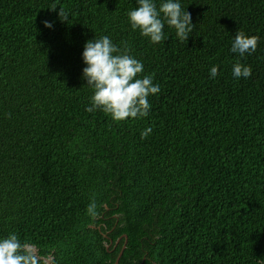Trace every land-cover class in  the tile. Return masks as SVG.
Returning a JSON list of instances; mask_svg holds the SVG:
<instances>
[{
    "label": "trees",
    "instance_id": "obj_1",
    "mask_svg": "<svg viewBox=\"0 0 264 264\" xmlns=\"http://www.w3.org/2000/svg\"><path fill=\"white\" fill-rule=\"evenodd\" d=\"M180 3L188 41L165 25L153 44L131 28L137 0H0V238L52 264L264 259V0ZM239 28L260 38L242 58ZM101 36L160 86L147 117L85 110L82 53ZM238 59L249 78L233 76Z\"/></svg>",
    "mask_w": 264,
    "mask_h": 264
},
{
    "label": "clouds",
    "instance_id": "obj_2",
    "mask_svg": "<svg viewBox=\"0 0 264 264\" xmlns=\"http://www.w3.org/2000/svg\"><path fill=\"white\" fill-rule=\"evenodd\" d=\"M137 5L127 13L134 31L139 30L142 36L158 44L164 40L167 25L175 29L181 42L188 41L195 24L190 12L182 10L180 0H162L159 8L154 0H137ZM57 8L54 4L50 10L55 12ZM59 9L61 22L67 23L68 13L61 7ZM44 23L45 27L53 26L48 21ZM259 39L255 35H246L239 28L234 35L231 51L241 58L246 54L251 55L257 50ZM122 45L119 47L108 36H101L87 41L82 53L86 65L82 78L93 91L90 106L85 110L89 113L100 110L117 122L147 117L151 108L149 97L160 91V86L153 83L151 75H142L143 63L130 54L128 44L122 42ZM218 70V66L211 67L210 76L215 78ZM251 75L250 66L242 64L239 59L234 63L235 78H249ZM151 131V128L143 130L141 138H147ZM94 209L95 205H92L88 211L94 214ZM34 249V244L22 241L17 234L11 233L0 238V264H41ZM258 264H264V259H258Z\"/></svg>",
    "mask_w": 264,
    "mask_h": 264
},
{
    "label": "water",
    "instance_id": "obj_3",
    "mask_svg": "<svg viewBox=\"0 0 264 264\" xmlns=\"http://www.w3.org/2000/svg\"><path fill=\"white\" fill-rule=\"evenodd\" d=\"M124 238L126 239V236H124ZM107 247H108V246H107ZM123 249H124V248H123ZM34 251H35L37 257H38L39 259L43 260V261L45 262V264H52V260H53L52 257L43 258V257H40V256L38 255V250H37V248H35ZM121 255H122V251L120 252V254H119V256H118V259L116 260L115 264H118Z\"/></svg>",
    "mask_w": 264,
    "mask_h": 264
}]
</instances>
